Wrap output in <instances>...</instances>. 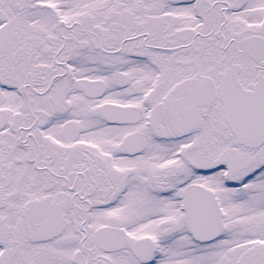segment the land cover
<instances>
[{"label": "snow or ice", "instance_id": "snow-or-ice-1", "mask_svg": "<svg viewBox=\"0 0 264 264\" xmlns=\"http://www.w3.org/2000/svg\"><path fill=\"white\" fill-rule=\"evenodd\" d=\"M0 264H264V0H0Z\"/></svg>", "mask_w": 264, "mask_h": 264}]
</instances>
